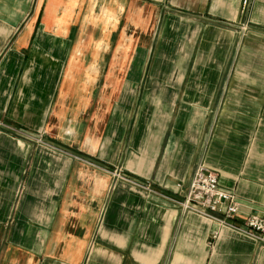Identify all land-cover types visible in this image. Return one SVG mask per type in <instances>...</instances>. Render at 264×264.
Instances as JSON below:
<instances>
[{
	"label": "crops",
	"instance_id": "obj_1",
	"mask_svg": "<svg viewBox=\"0 0 264 264\" xmlns=\"http://www.w3.org/2000/svg\"><path fill=\"white\" fill-rule=\"evenodd\" d=\"M200 165L264 220V0H0V264H264Z\"/></svg>",
	"mask_w": 264,
	"mask_h": 264
},
{
	"label": "built area",
	"instance_id": "obj_2",
	"mask_svg": "<svg viewBox=\"0 0 264 264\" xmlns=\"http://www.w3.org/2000/svg\"><path fill=\"white\" fill-rule=\"evenodd\" d=\"M179 204L186 212L215 221L264 244V220L253 216L238 223L239 204L235 195L222 188L218 174L205 165L197 167L186 198Z\"/></svg>",
	"mask_w": 264,
	"mask_h": 264
}]
</instances>
